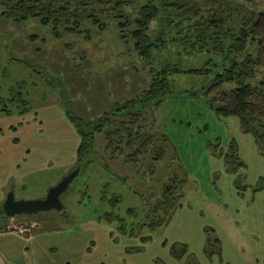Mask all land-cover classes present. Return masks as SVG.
<instances>
[{
  "label": "rangeland",
  "instance_id": "374dc122",
  "mask_svg": "<svg viewBox=\"0 0 264 264\" xmlns=\"http://www.w3.org/2000/svg\"><path fill=\"white\" fill-rule=\"evenodd\" d=\"M2 8L0 206L10 191L43 197L75 163L80 137L67 105L94 116L149 81L147 64L111 20L57 34L51 24L12 19ZM175 48L156 53V65L180 59L189 67L207 56ZM170 78L171 91L152 105L153 145L164 148L163 157H111L96 132L93 149L102 157L61 193L64 213L0 211V226L9 227L0 232V251L9 264H264V152L237 116L209 105L201 78L187 71ZM166 184L173 185V205L154 211ZM155 219L163 222L150 226ZM173 243H186L187 253L171 254Z\"/></svg>",
  "mask_w": 264,
  "mask_h": 264
},
{
  "label": "trees",
  "instance_id": "16d2710c",
  "mask_svg": "<svg viewBox=\"0 0 264 264\" xmlns=\"http://www.w3.org/2000/svg\"><path fill=\"white\" fill-rule=\"evenodd\" d=\"M247 1L251 4L241 0H0V4L4 16L36 17L51 24L57 34L81 32L83 21L105 28L111 20L118 38L147 64V86L131 97L114 100L99 114L84 117L66 106L80 137L69 171L78 167L79 173L102 157L93 149L96 132L103 133V150L111 157L136 162L149 151L154 159L163 157L164 148L153 145L152 105L171 91L170 75L184 71L203 80L200 85L209 105L221 115L237 116L240 127L252 133L264 152V7ZM169 47H176L177 55L206 52L207 56L189 67L180 59L156 65V53ZM58 84L64 101L66 85L61 79ZM172 188V184L163 186L154 211L163 204L173 205ZM0 211L4 212L2 206ZM162 222L155 219L149 224ZM170 252L180 258L187 253V244L173 243Z\"/></svg>",
  "mask_w": 264,
  "mask_h": 264
},
{
  "label": "water",
  "instance_id": "95a60500",
  "mask_svg": "<svg viewBox=\"0 0 264 264\" xmlns=\"http://www.w3.org/2000/svg\"><path fill=\"white\" fill-rule=\"evenodd\" d=\"M79 168L66 173L54 185L49 187L47 193L40 198H15L12 191L8 192L2 202V209L6 215H14L16 213H34L41 210L55 209L59 212L63 210L64 204L60 195L65 191L78 173Z\"/></svg>",
  "mask_w": 264,
  "mask_h": 264
},
{
  "label": "crops",
  "instance_id": "0c3cea01",
  "mask_svg": "<svg viewBox=\"0 0 264 264\" xmlns=\"http://www.w3.org/2000/svg\"><path fill=\"white\" fill-rule=\"evenodd\" d=\"M9 230V227H1L0 226V232ZM23 231H29L28 229H24ZM0 264H9L8 261L4 258L2 252L0 251Z\"/></svg>",
  "mask_w": 264,
  "mask_h": 264
}]
</instances>
